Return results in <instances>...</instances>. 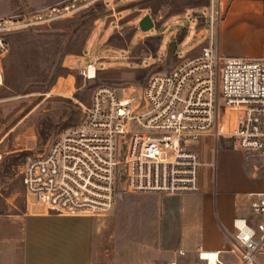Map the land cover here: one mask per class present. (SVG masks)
<instances>
[{"label": "built area", "instance_id": "obj_1", "mask_svg": "<svg viewBox=\"0 0 264 264\" xmlns=\"http://www.w3.org/2000/svg\"><path fill=\"white\" fill-rule=\"evenodd\" d=\"M76 1L51 12L78 10L82 6ZM220 2L208 1L207 36L197 56L152 73L139 86L97 85L88 103L78 101L81 121L24 164L26 194L50 213L98 217L111 210L121 184L132 193L197 192L200 142L208 138L215 152L218 141L229 139L261 159L262 188L242 194L253 220L233 217L228 236V251L239 264H255L264 254V52H219ZM29 25L16 17L0 18V87L6 36ZM96 69L90 62L80 74L93 79ZM195 251L206 264L217 262L216 251Z\"/></svg>", "mask_w": 264, "mask_h": 264}, {"label": "rangeland", "instance_id": "obj_2", "mask_svg": "<svg viewBox=\"0 0 264 264\" xmlns=\"http://www.w3.org/2000/svg\"><path fill=\"white\" fill-rule=\"evenodd\" d=\"M73 1L0 0V18L16 17L31 22L28 27L7 35L9 50L2 58L4 83L0 87V241L5 237L19 248L29 229L33 233L34 228L49 226L44 219L47 210L32 204L31 196L24 190L23 166L29 158L44 154L60 132L72 126H67L68 123L81 121L82 113L76 102L88 103L97 85L117 88L142 85L152 73L198 55L207 36L204 8L185 9L165 17L172 7L185 0H77L76 6H82L78 10L51 12L52 8H61ZM151 1L157 6L156 12L139 8ZM95 2L104 4L100 8L103 14L94 20L91 30L84 29L75 36L74 43L68 42L69 31L53 27L58 20L84 13ZM224 4L221 0V18ZM143 14L153 20L154 27L149 31H142L138 26L140 19H137ZM154 34H161L162 42L154 54H149L144 51L147 46L143 41ZM83 36L85 45L81 55L64 54L67 50H78ZM170 41H176L177 48L170 62L164 65ZM11 47L15 48L14 54ZM90 62L97 66L95 77L85 79L80 70ZM61 67L70 69L72 74L55 77L57 73L64 75ZM141 74L143 77L138 78ZM231 149L235 151L231 140L221 139L215 153ZM241 152L246 169L260 174L259 155ZM250 189L247 181L238 180L224 195L231 198L234 193ZM174 197L132 193L121 184L106 215L89 217L79 225L91 234L94 264H131L130 255L140 245L168 247L175 234L171 220H163V214L165 207L175 209ZM258 258L264 262V256ZM17 259H21L20 251Z\"/></svg>", "mask_w": 264, "mask_h": 264}, {"label": "crops", "instance_id": "obj_3", "mask_svg": "<svg viewBox=\"0 0 264 264\" xmlns=\"http://www.w3.org/2000/svg\"><path fill=\"white\" fill-rule=\"evenodd\" d=\"M224 1L226 8L218 29L219 52L233 56H255L263 53L262 3L259 0ZM195 56L197 54L188 58ZM78 58L82 59L80 56ZM199 145L198 152L202 163L199 169V190L170 195L175 196L176 207L174 210L165 207L163 214V220H171L172 233L175 237L168 247L156 245L147 248L140 245L130 255L131 264H206L196 256L195 250L198 247L216 251L215 264H239L238 256L228 251V236L232 233L231 220L239 216L252 222L253 218L242 194L262 188V171L255 174L246 169L244 154L237 147L235 151L220 150L217 154L210 150L208 138L202 139ZM238 180L247 181L251 189L234 193L231 198H227L224 194L228 193ZM31 199L32 204L37 203L32 197ZM46 215L44 219L49 226L34 228L33 233L29 232V229L20 248L15 242L7 241L5 237L1 239L0 264H94L89 236L91 234L79 227L83 221L90 218L87 216L61 218L62 215L48 211ZM19 251L21 259H17ZM258 256L264 254L257 255L255 264H264L259 261Z\"/></svg>", "mask_w": 264, "mask_h": 264}, {"label": "trees", "instance_id": "obj_4", "mask_svg": "<svg viewBox=\"0 0 264 264\" xmlns=\"http://www.w3.org/2000/svg\"><path fill=\"white\" fill-rule=\"evenodd\" d=\"M262 3V8L264 12V0H260ZM141 2V1H140ZM208 5V0H185L184 2H179V5L172 7V10L166 14V18L175 16L181 12H183L185 9H192L196 7H205ZM104 4L102 2H95L92 6L87 8V10L84 13H81L77 15L76 17L72 18H65L63 20H58L55 24H53V27L56 29H60L66 32H70V35L68 36V42L74 43L75 39L74 37L79 35L80 32H82L84 29L91 30L93 27V22L96 20L99 15L103 14V11L100 10ZM139 8L142 9H148L151 11V13L156 12L157 6L152 4V1L147 4H142ZM62 25H58V23H61ZM57 25V26H56ZM19 34V33H18ZM85 34V33H84ZM83 34V35H84ZM7 38V36H6ZM85 36H83V40L81 42V46L78 50H67L64 52V54H76L81 55L84 51V45H85ZM150 41L155 42L154 44L150 43ZM162 42V36L161 34H154L147 36V38L143 41V43L147 46L145 47L144 51L149 52V54H154L156 50L158 49V45H160ZM15 48L11 47V54L15 53ZM61 70L64 71V75L57 73L55 77L59 76H65L68 74H72V71L68 68L61 67ZM143 74L138 75V78H142ZM7 83V82H6ZM53 85V83H51ZM80 121L75 120L72 123H68L67 126H74L78 124Z\"/></svg>", "mask_w": 264, "mask_h": 264}, {"label": "water", "instance_id": "obj_5", "mask_svg": "<svg viewBox=\"0 0 264 264\" xmlns=\"http://www.w3.org/2000/svg\"><path fill=\"white\" fill-rule=\"evenodd\" d=\"M138 26L142 31H149L154 27V23L150 15L146 14L140 18V20L138 21ZM176 48H177L176 41H170L168 43L164 57V65H167L170 62L171 58L175 54Z\"/></svg>", "mask_w": 264, "mask_h": 264}, {"label": "bare ground", "instance_id": "obj_6", "mask_svg": "<svg viewBox=\"0 0 264 264\" xmlns=\"http://www.w3.org/2000/svg\"><path fill=\"white\" fill-rule=\"evenodd\" d=\"M208 264H214L213 260H210Z\"/></svg>", "mask_w": 264, "mask_h": 264}]
</instances>
